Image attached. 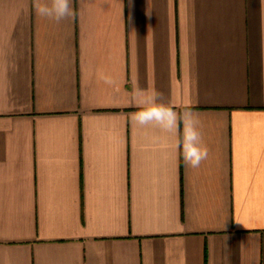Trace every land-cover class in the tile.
<instances>
[{
	"label": "crops",
	"instance_id": "crops-1",
	"mask_svg": "<svg viewBox=\"0 0 264 264\" xmlns=\"http://www.w3.org/2000/svg\"><path fill=\"white\" fill-rule=\"evenodd\" d=\"M73 7L0 0V264H264V0ZM136 88L199 114L198 168Z\"/></svg>",
	"mask_w": 264,
	"mask_h": 264
},
{
	"label": "clouds",
	"instance_id": "clouds-1",
	"mask_svg": "<svg viewBox=\"0 0 264 264\" xmlns=\"http://www.w3.org/2000/svg\"><path fill=\"white\" fill-rule=\"evenodd\" d=\"M32 8L38 17L57 24L64 21L74 22L78 16L77 10L73 7V0H32ZM101 79L108 85L114 83L110 76H101ZM134 93L138 97H143L136 105L137 111L130 114L134 126L154 128L165 136L175 137L177 152L192 168H198L208 159L209 149L203 144L202 122L198 113L191 108L178 111L175 106L165 100L163 93L156 90L145 94L143 90L136 88ZM227 250L225 243L224 261L225 264H231Z\"/></svg>",
	"mask_w": 264,
	"mask_h": 264
}]
</instances>
